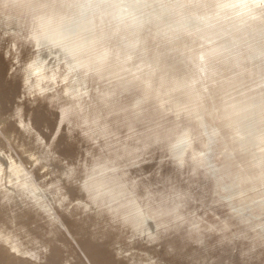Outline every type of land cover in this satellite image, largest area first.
<instances>
[{
    "label": "rangeland",
    "instance_id": "obj_1",
    "mask_svg": "<svg viewBox=\"0 0 264 264\" xmlns=\"http://www.w3.org/2000/svg\"><path fill=\"white\" fill-rule=\"evenodd\" d=\"M31 1L0 0V264H264V200L237 199L231 135L95 66L69 97L64 64L33 46L46 8ZM40 55L58 75L43 90Z\"/></svg>",
    "mask_w": 264,
    "mask_h": 264
},
{
    "label": "bare ground",
    "instance_id": "obj_2",
    "mask_svg": "<svg viewBox=\"0 0 264 264\" xmlns=\"http://www.w3.org/2000/svg\"><path fill=\"white\" fill-rule=\"evenodd\" d=\"M16 1L22 5L31 0ZM42 3L46 9L37 13L40 15L33 46L38 52L46 50L50 58L64 64L63 81L60 80L68 81L65 90L69 97L77 96L70 81L78 77L81 69L87 71L95 66L97 75L106 72L112 75V80H133L151 102L157 103L152 98H158L161 107L167 109L169 104V108H177L179 116L198 120L201 125L207 122L204 117L210 118L215 122L214 134L225 129L231 135L234 144L228 145L227 140L229 150L237 149L247 157L241 160L238 153L229 155L238 160L236 180L242 190L237 199L247 205L264 200V0H43ZM48 69L46 58L41 55L28 67L41 90L46 88L47 81L58 79L56 71ZM185 131L187 136L183 133L185 137L174 142L177 147L182 139L193 140L192 130ZM200 156L199 165L205 159ZM254 208L257 205L249 207ZM248 218L242 219L243 222L249 223ZM263 221L255 223V230H264Z\"/></svg>",
    "mask_w": 264,
    "mask_h": 264
}]
</instances>
